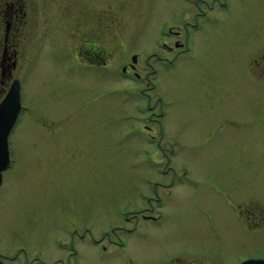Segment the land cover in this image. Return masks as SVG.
<instances>
[{
  "label": "rangeland",
  "instance_id": "rangeland-1",
  "mask_svg": "<svg viewBox=\"0 0 264 264\" xmlns=\"http://www.w3.org/2000/svg\"><path fill=\"white\" fill-rule=\"evenodd\" d=\"M171 1L100 3L93 22L100 44L144 56L160 35L156 24L171 23L177 2L187 3ZM262 7L237 10L262 14ZM253 26L259 31L248 33ZM262 30L264 18L255 16L208 23L189 50L160 69L149 96L138 79L118 73L116 80L99 72V80L74 85L75 77L62 79L51 58L56 63L63 32L50 37L49 55L29 56L20 75L23 103L33 111L10 133L0 252L18 242L29 257L50 264H239L264 257ZM160 181L172 182L168 194ZM153 195L162 197L159 219L136 220L132 211ZM249 213L259 217L258 227L248 225Z\"/></svg>",
  "mask_w": 264,
  "mask_h": 264
},
{
  "label": "flooded vegetation",
  "instance_id": "flooded-vegetation-1",
  "mask_svg": "<svg viewBox=\"0 0 264 264\" xmlns=\"http://www.w3.org/2000/svg\"><path fill=\"white\" fill-rule=\"evenodd\" d=\"M181 1L187 3L183 4L184 7H180L177 2V5L174 6L177 8L172 9L171 12L173 14L171 23L165 25L162 20L156 24V32H159L160 35L157 33L159 36L155 38L154 42H151L150 47L145 48V54L142 56L138 52H129L128 54L126 50L117 49L113 45L100 44L97 35L98 26L93 22L98 23L99 4L106 2L112 4V0H0V102L15 79L20 82L21 92V108L10 133L15 130L20 116H25L33 111L23 103L24 86L20 75L31 57H38L36 54L39 50L44 52L45 56L49 55L48 48L52 49V46H47V42L51 40L50 37L61 36L63 32L64 39L61 44L56 46L55 57H53L56 58V63H53L55 60L51 58V64L57 68L62 79H74L73 77H75L76 80L71 82L74 85L79 83L81 78L92 82L99 80V72L103 78L108 77V80H112V78L116 80L115 75L118 73L123 79L128 77L138 79L144 84L142 86L143 93L149 96L148 92L156 87L155 79L160 69L164 65H172L180 54L189 50L194 33L207 27L208 23L233 16L264 18V13H259V10L254 13L237 10L239 6L246 8L253 3L263 6V9L264 0ZM144 30H147V27ZM246 31L248 33L256 32L259 29L253 26L247 27ZM75 35L77 36L76 40L67 42L68 37ZM140 56L142 58L141 65H139ZM139 68L142 69V73L139 72ZM105 70L109 72V75L105 73ZM10 133L8 134L10 163L0 173V187L5 170L10 168L13 163ZM0 162H2V156ZM157 184L165 188L166 194L170 192L169 188L172 186V182L160 181ZM1 201L0 195V204ZM148 201L149 203L143 208L132 211V216L136 220L139 218L150 221L159 219V206L162 203V197L153 195L148 198ZM255 216L250 213L247 215L248 225L258 227L259 217ZM250 217L253 219L249 220ZM111 229L114 230L115 227ZM105 235H110V232L106 231ZM100 239L102 237L95 240L99 241ZM117 244L122 245V242ZM11 250L10 253L0 252V264H10L5 262L4 258L16 264H50L40 255L33 254L32 257H29L27 250L18 242L12 245ZM21 251L24 252V255H20ZM75 253H77L76 249L70 251V255ZM56 262L61 263L63 259L57 258ZM131 264L134 263L131 262Z\"/></svg>",
  "mask_w": 264,
  "mask_h": 264
},
{
  "label": "water",
  "instance_id": "water-1",
  "mask_svg": "<svg viewBox=\"0 0 264 264\" xmlns=\"http://www.w3.org/2000/svg\"><path fill=\"white\" fill-rule=\"evenodd\" d=\"M20 108V85L16 79L0 102V157L2 156L0 173L9 165L8 134L16 121ZM240 264H264V258L251 257L243 260Z\"/></svg>",
  "mask_w": 264,
  "mask_h": 264
}]
</instances>
